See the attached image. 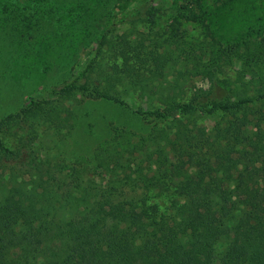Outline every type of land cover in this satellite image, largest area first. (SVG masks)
I'll use <instances>...</instances> for the list:
<instances>
[{
    "label": "trees",
    "instance_id": "16d2710c",
    "mask_svg": "<svg viewBox=\"0 0 264 264\" xmlns=\"http://www.w3.org/2000/svg\"><path fill=\"white\" fill-rule=\"evenodd\" d=\"M158 1L114 17L72 81L0 118V264H200L224 244L216 264H264V75L239 73L190 95L164 82L169 65L198 76L225 74L234 59L264 63V40L244 51L213 40L204 61L191 52L172 64L160 42L133 35L156 25ZM180 13L198 19L196 7ZM125 25L129 32L114 34ZM137 92L160 107L135 113L165 126L145 135L114 128L91 157L56 160L74 128L65 100L130 108L125 97ZM217 113L229 119L211 130L182 121ZM41 136L48 149L36 146Z\"/></svg>",
    "mask_w": 264,
    "mask_h": 264
},
{
    "label": "rangeland",
    "instance_id": "374dc122",
    "mask_svg": "<svg viewBox=\"0 0 264 264\" xmlns=\"http://www.w3.org/2000/svg\"><path fill=\"white\" fill-rule=\"evenodd\" d=\"M143 1L0 0V118L17 112L34 96L72 81L95 54L97 41L112 25L113 18L123 16ZM157 6L160 13L156 25L136 27L133 35L141 32L145 34L143 39L160 42V51L170 56L172 64L191 52L204 61L213 40L222 46L240 44L242 51L245 44L264 40V0H159ZM186 6L197 8V21L182 17L180 8ZM129 31L125 25L117 27L114 34ZM227 68L225 74L212 70L208 75L194 76L184 70L179 75L180 67L169 65L164 71V82L167 87L179 84L178 93L190 95L194 88L209 90L222 85L225 78L237 81L239 73L253 81L264 75V63L242 65L234 59ZM189 76L194 79L187 81ZM138 93L125 97L130 108L82 95L65 100L64 107L74 114V128L63 150L57 152H62L60 156L54 153L56 160L71 164L79 157H91L101 142L111 138L114 128L145 135L154 127L165 126V122L135 113L138 109L153 111L160 107L155 98H142ZM228 119L217 113L182 121L195 120L211 130ZM47 144L50 141L44 136L36 142L37 147L48 149ZM24 176L29 180V174ZM84 176L95 178L88 169H84ZM102 178L108 179L106 175L98 179ZM224 249L225 244L220 245L215 254L203 256L200 264H216Z\"/></svg>",
    "mask_w": 264,
    "mask_h": 264
}]
</instances>
